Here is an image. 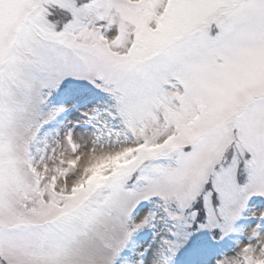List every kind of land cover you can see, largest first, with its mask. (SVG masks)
Listing matches in <instances>:
<instances>
[{"label": "snow or ice", "instance_id": "1", "mask_svg": "<svg viewBox=\"0 0 264 264\" xmlns=\"http://www.w3.org/2000/svg\"><path fill=\"white\" fill-rule=\"evenodd\" d=\"M257 208L264 0H0V264H264Z\"/></svg>", "mask_w": 264, "mask_h": 264}, {"label": "rangeland", "instance_id": "2", "mask_svg": "<svg viewBox=\"0 0 264 264\" xmlns=\"http://www.w3.org/2000/svg\"><path fill=\"white\" fill-rule=\"evenodd\" d=\"M86 110H87L86 107L81 106L78 111L71 112L68 115L67 119L83 121L84 118L81 116V113L86 111ZM90 127H91L90 125L81 124V125L77 126V131L88 130V129H90ZM82 160H84V157H82ZM71 177L75 178V175H72ZM241 223H250V221H242ZM237 239H240L241 241H244V242L247 241V237L244 235H233L232 237H225V239L222 241L218 240L216 242L215 246H216L217 250H219V251H228L229 254H234V250L236 248L235 241ZM150 240H151L150 233L141 234V238H140L141 243H145L146 241H150Z\"/></svg>", "mask_w": 264, "mask_h": 264}, {"label": "clouds", "instance_id": "3", "mask_svg": "<svg viewBox=\"0 0 264 264\" xmlns=\"http://www.w3.org/2000/svg\"><path fill=\"white\" fill-rule=\"evenodd\" d=\"M82 166H83V165H82ZM78 178H79V173H77V174L75 175V178H73V177H69V181H68L69 184L75 182ZM254 214H258V215H260V216H264V209L257 208V209H255V213H254Z\"/></svg>", "mask_w": 264, "mask_h": 264}]
</instances>
